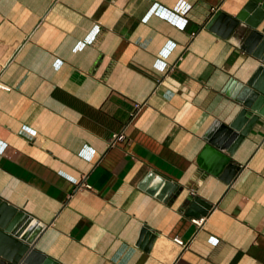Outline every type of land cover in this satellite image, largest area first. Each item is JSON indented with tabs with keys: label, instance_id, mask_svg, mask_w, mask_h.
<instances>
[{
	"label": "crops",
	"instance_id": "crops-1",
	"mask_svg": "<svg viewBox=\"0 0 264 264\" xmlns=\"http://www.w3.org/2000/svg\"><path fill=\"white\" fill-rule=\"evenodd\" d=\"M247 1L0 0V198L45 225L37 250L56 264H264V116L229 183L198 161L205 132L241 109L223 87L262 63L242 46L249 25L206 26ZM195 197L205 214H189Z\"/></svg>",
	"mask_w": 264,
	"mask_h": 264
},
{
	"label": "water",
	"instance_id": "water-1",
	"mask_svg": "<svg viewBox=\"0 0 264 264\" xmlns=\"http://www.w3.org/2000/svg\"><path fill=\"white\" fill-rule=\"evenodd\" d=\"M263 19L264 0H248L234 16L216 11L206 25L223 36H227L242 22L249 25L252 30L242 46L262 61L245 83L233 77L229 78L222 91L237 99L241 103V109L230 123L215 121L204 134L206 144L198 156V161L207 164L211 173L218 174L227 183L238 171L230 155L260 115L264 116V33L255 29ZM147 181L160 184L161 188L166 190V194H170L175 187L173 183L163 180L153 171L144 177L143 182ZM199 204L203 205L204 209L200 208ZM208 206L200 198L195 197L188 212L196 215L205 214ZM44 227L45 225L21 208L0 198V264H56L52 258L35 248ZM153 238L154 235L148 236V243Z\"/></svg>",
	"mask_w": 264,
	"mask_h": 264
},
{
	"label": "built area",
	"instance_id": "built-area-1",
	"mask_svg": "<svg viewBox=\"0 0 264 264\" xmlns=\"http://www.w3.org/2000/svg\"><path fill=\"white\" fill-rule=\"evenodd\" d=\"M0 87H1V88H7V87H6L4 84H2L1 82H0ZM138 106H139V105L136 104V108H138ZM122 138H123L122 133L114 134L113 137H112V140H111V144H114L116 141H120V140H122ZM198 220H200V219L193 218V221H194L195 223H197ZM173 240H174L178 245H180V246H185V243H184L180 238H178V237H173Z\"/></svg>",
	"mask_w": 264,
	"mask_h": 264
},
{
	"label": "bare ground",
	"instance_id": "bare-ground-1",
	"mask_svg": "<svg viewBox=\"0 0 264 264\" xmlns=\"http://www.w3.org/2000/svg\"><path fill=\"white\" fill-rule=\"evenodd\" d=\"M210 190V189H209Z\"/></svg>",
	"mask_w": 264,
	"mask_h": 264
}]
</instances>
